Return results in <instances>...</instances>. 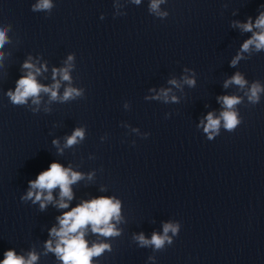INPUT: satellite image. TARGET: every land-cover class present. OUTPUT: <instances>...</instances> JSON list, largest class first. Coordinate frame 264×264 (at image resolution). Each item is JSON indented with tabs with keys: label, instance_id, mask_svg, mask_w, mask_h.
Wrapping results in <instances>:
<instances>
[{
	"label": "clouds",
	"instance_id": "clouds-1",
	"mask_svg": "<svg viewBox=\"0 0 264 264\" xmlns=\"http://www.w3.org/2000/svg\"><path fill=\"white\" fill-rule=\"evenodd\" d=\"M140 0H135V3H139ZM164 0H151L150 9L152 11H158L160 3ZM51 0H40V3L34 6L35 9H51ZM161 15H167V13H161ZM244 32H252V36L247 39L241 46V53L248 52L250 48L254 47L256 51L264 49V12H260L253 23L252 18L249 17L247 22L236 24ZM257 29L258 31H253ZM8 42L6 35V29L0 28V48ZM2 57V54H0ZM242 58L241 54L231 61L232 66H235L237 62ZM72 56L68 57L71 61ZM25 69H29L26 76L21 77L17 83L15 91H9L7 93L11 102L15 105H24L31 97L33 104H39V95L41 92L49 93L51 100L58 99V89L60 87L59 81H56L51 87L39 84L36 80V75L33 73L34 65L25 62L23 64ZM46 70V69H45ZM40 69L35 68V73L39 74ZM57 74L60 75L62 80H70L68 68L64 69H53V79L55 80ZM184 82L189 86L195 85L194 79L184 78ZM171 84L176 85L175 80L170 81ZM247 81L243 76L237 72L226 80L224 87L227 88L230 84H235L244 88ZM179 85H177L178 87ZM264 92V88L259 83H253L246 95L251 103L255 104L259 101V94ZM161 94L167 99V91L162 90ZM81 92L75 88L68 87L63 93V97L60 98L62 101H67L80 96ZM175 100V97H172ZM225 110L220 113V117L214 118L212 112H209L206 116L207 123L201 121L203 125V131L208 134L207 139L213 140V134L219 131L221 121H223V127L233 132L237 126L241 123L238 119L237 112L234 111V106L241 102V98L237 96H222L218 98ZM78 138L81 140L84 138V131L80 128L75 129L73 134L67 138L66 146H72L77 143ZM56 143V141H53ZM82 179L80 173L72 171L70 168H64L59 163L53 162L49 169L41 172L34 181H29L30 190L27 192L26 197L22 199H32L40 202V208L44 209L47 203L52 202V190L55 188L60 189V200L57 204L59 208H68L67 200L73 198L71 185ZM38 190V191H33ZM47 193L45 195L44 193ZM59 221V228L53 227L50 230V236L57 237L55 247L51 240L46 242V249L55 253V255L63 262V264H91L93 257H99L105 250H110V245L106 243H94L91 247L88 246V242L85 239V230L88 226H91V231L94 234H99L104 237H111L119 235L115 226L111 223L112 220L117 222L120 220V202L113 201L112 198H97L91 201H85L82 204L72 208L70 211L65 212L62 216L57 218ZM171 231L174 235L179 231L178 224L166 223L163 227L164 235H158L153 233L151 239H146L141 233L136 239L139 241L141 246L152 245L155 249H162L165 242L172 243L171 238L168 237V232ZM5 259L0 264H35L38 256L32 252L29 253L27 259L23 256H18L12 250H8L4 253Z\"/></svg>",
	"mask_w": 264,
	"mask_h": 264
}]
</instances>
